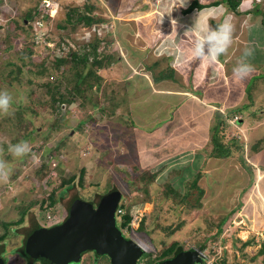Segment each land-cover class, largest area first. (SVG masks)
<instances>
[{"label": "rangeland", "instance_id": "obj_1", "mask_svg": "<svg viewBox=\"0 0 264 264\" xmlns=\"http://www.w3.org/2000/svg\"><path fill=\"white\" fill-rule=\"evenodd\" d=\"M38 1L40 0H0V90H8L13 96L9 112L0 113V161L6 162L10 169L8 180H0V232L4 230L2 222L17 220L21 206L32 199L35 204L28 212V222L24 221V224H31L36 220L51 225L65 214V217L68 216V198L52 207L45 203L46 206L42 209L39 208L41 201L36 204V200L48 195L51 186L60 183V174L69 177L84 166L86 187H75L80 197L87 200L90 191L92 196L89 198L96 201L97 193L105 191L108 187L118 188L126 195V205L131 204L132 221L128 231L136 232L134 237L143 239L149 248L153 249L154 254L162 247L161 239L166 242L177 239L185 248L203 251L205 264H261L262 257H256V254L264 240V228L260 227L264 223V180L263 183L260 181L261 178L264 179V156L252 151L251 144L264 137V23L262 13L259 12L264 11V0H243L239 10L245 9V6H253L251 8L255 10V3L262 2L258 5V10L241 14L233 12L224 4H210L185 12L184 9L192 0H90L96 5V13L104 18L105 28L102 33L106 30L109 33L107 37L114 39L109 47L117 48L118 56L123 50L127 56L140 58L139 60L143 61L139 63L141 71L152 79L151 73L156 72L155 69L167 66L168 60L163 57L170 54L174 57L170 61H175V64L180 60L181 63L176 70L179 72V78L176 82L173 81L176 83V89L183 88H180L181 83L188 86L192 94L205 96L209 100L203 98V116L195 125H189L188 122L181 124L177 126V130L171 129L172 132H168L166 138L162 128L153 125L155 130L150 134L152 129L147 130L145 121L136 120L134 111L129 109L127 102H109L104 90L92 93L98 97H94L99 104L97 107L91 104V100L86 101L84 105L79 102L70 106L63 104V111L68 109L65 117L70 122L64 125L58 120V125L52 124L55 117L59 118L60 115H51L50 111L43 107V100L46 98L44 89L33 82L42 79H37V76L27 70L30 66L23 65L21 55L30 47L34 49L32 59L35 62L41 61L48 54L52 55V52L59 50L55 49V40L61 41V45L68 50L77 48L75 40L87 39V34L84 35L87 29L83 30V27L79 26L77 31L73 32L72 26L62 29L58 23L67 18L70 8L83 6L86 0L44 2L42 5L48 6L45 10L52 8L54 14L44 19L43 25L37 23L42 35L35 37L33 44V31L29 35L25 34L18 27V23L24 27L33 24L30 20L23 22L22 16L25 12L33 10ZM212 1L214 0H200L201 3L207 4ZM39 7L41 8V5ZM45 10L42 12H46ZM225 17H228L233 25L231 43L227 51L215 60L193 56L195 40L203 35V31L215 28V22H223ZM112 21L115 25L111 28ZM245 48L253 49V55L248 59L254 70L244 79H236L232 69ZM11 61L23 67L20 80L10 74L14 68L10 64ZM155 61L161 64L155 69L150 68ZM112 70L115 71L114 68ZM175 75L177 77V72ZM109 81L108 79L107 83ZM165 81L173 84L170 79ZM115 87L117 91L122 86L116 84ZM32 91L37 94L32 95ZM175 94L173 98L176 103L181 100V103L189 106L193 102L184 94ZM20 100L25 105H36L39 108L40 115L33 116L29 110L26 112L31 118L29 125L31 123L33 127L36 126L42 133L36 135L34 143L27 142L30 150L25 155L15 157L8 149L10 144L21 141L20 128L14 125L16 121L7 119V116L18 107L17 102ZM210 102H214L211 103L213 105H210ZM242 105H247L244 108L246 112L240 115L242 120L227 127L222 133V139L227 142L234 136L246 143L245 150L249 157L247 161L252 163V171L245 167L238 157V152L224 158H212L210 153L213 149L210 136L216 109L227 111L231 106ZM169 108L172 114L177 115L175 107ZM119 109L124 113L118 112ZM45 115L52 119L46 120ZM156 120L159 123V120ZM146 121L149 122V119ZM130 124L132 126L128 128ZM158 137L166 141L155 149L154 140H159ZM48 144L52 147L60 144L62 163L58 164L57 168H50L48 174L39 179L36 168L47 159L42 154V149ZM115 144L120 149L116 148ZM193 146L198 148L185 149L177 154L173 151ZM260 146L264 153V139ZM251 153L258 155L256 159L250 156ZM155 160L159 163L150 167L152 173L158 171L155 180L146 179L148 174L140 178L130 173L133 166L144 167L151 165ZM166 161L169 162L161 164ZM140 172L139 169L138 173ZM194 180H197L198 185L193 187L191 185ZM98 182L100 185L94 186ZM169 186L179 194L186 193V202L171 193ZM143 188H146V191H143ZM70 193L73 194L74 191L71 190ZM158 211L159 220L164 225H172L174 229L178 227L175 233L167 234L161 227L150 232L153 216H156ZM225 214L229 217L224 224L225 230L221 236L213 239V221H218ZM47 216L52 221L48 222ZM144 217L146 224L150 225L149 230L140 228ZM116 219L119 220L117 215ZM16 232L18 233L10 236L8 248L21 246L22 225ZM210 235L207 246L202 248L200 243ZM246 240H251V243L244 245L243 241ZM24 259L28 264L41 262L28 256ZM24 259L10 253L7 264H23ZM98 259L99 256L86 252L80 264H107L104 258L99 261ZM217 261L219 263H216Z\"/></svg>", "mask_w": 264, "mask_h": 264}, {"label": "trees", "instance_id": "obj_2", "mask_svg": "<svg viewBox=\"0 0 264 264\" xmlns=\"http://www.w3.org/2000/svg\"><path fill=\"white\" fill-rule=\"evenodd\" d=\"M48 0H40L38 1L37 6L33 8V10H30L28 12H25L22 16L23 22L30 20L33 22V24H29L25 27L19 25L25 34L29 35L30 32L33 31L32 36V43L35 44V37L41 36V28L38 22H42L44 19H47V17L53 16V9L50 8V10L45 8L48 6L42 5L44 2ZM243 0H214L207 3H201L200 0H192L188 7L184 9L185 12H191L194 8H203L206 6L211 5H219L224 4L226 7L230 10H232L235 13H249L253 11L252 8H245L240 9L241 3ZM256 2L254 7L255 10H258V5L261 3ZM41 5V8L39 7ZM42 10H45L46 12H42ZM96 5L92 3L90 0H86L84 2L83 6L80 7H72L68 11L67 18L61 21V23H58V26L62 29H67L70 26H72L73 32L77 31V27L81 26L83 27V30L90 29L94 24H99L103 22L104 18L96 13ZM259 12L262 13V22L264 23V11L259 10ZM40 15V16H38ZM42 16V17H41ZM43 20H42V19ZM46 22V21H45ZM216 26L219 24V22H215ZM30 30V31H29ZM108 31L105 30L104 33H99L98 31H95L93 33H87V39L82 38L81 40H75L78 44L77 48H71L67 49L61 45V41L55 40V49H59L60 51L52 52V55L48 54V56H45L41 61H34L32 59L33 55V48H28L23 55H21V60L24 64H29V69L31 73H33L34 76H37L36 78L42 79L40 80H33L35 84H38L39 86H42L44 89V93L46 95V98L43 100V107L48 109L51 115L59 114L60 117H55V120L52 122L53 125H58V120H61V123L66 125L70 121L68 118H66V112H68V109L66 111H63V104H66L70 106L74 102H79V104L84 105L86 101H90L91 104H93L94 107L98 106V102L96 99L98 97H95L92 95V93L95 91H99L102 89L103 86V73L102 71H105L110 66H115L116 63L120 61V55L118 56L117 48L109 47L110 43H113L114 39L112 37H107ZM32 35V33H31ZM71 36V35H70ZM84 37V36H83ZM64 38V37H63ZM112 48V50H111ZM33 49V50H32ZM50 55V56H49ZM221 56V55H220ZM222 57V56H221ZM24 58H28V60H24ZM14 68L11 69L10 74H14V78H18L20 80V74L22 73V65H20L17 62L11 61V63ZM161 62L155 61L151 64L150 68H154L158 65H160ZM156 72H153L154 79L156 81L162 80L163 78H174L175 74V68L168 64L166 67L154 70ZM46 79V80H45ZM104 93L107 95V87L104 88ZM36 91H32V95H36ZM113 96V95H112ZM96 99H95V98ZM17 108L12 110L8 116L7 119L16 121L14 125L19 127V137L21 141L25 142H31L34 143L37 139L36 135H40L42 131L38 130V128L33 127L32 124L28 123V121L31 120L30 117L27 116L26 112L29 110L33 116L40 115L39 108L34 105H25L21 100L17 102ZM247 105H242L238 107H231L227 111H221L216 110L215 112V122L212 127V134L210 136V141L212 142V151L211 157H230L235 154V152H238V157L243 161L245 167H247L250 171L252 168V163L248 162L247 159L249 158L246 154V148L247 145L243 140L236 139L234 136L231 137L229 141H224L222 139V133H224V130L227 127H230L231 125H234L238 123L242 118L240 115L242 113L246 112L244 109ZM28 117V118H27ZM65 118V119H64ZM46 120H51V117H48L45 115ZM235 119V120H234ZM264 137L259 139L258 141L251 144V150L258 152L259 156H264V153L260 149V144L263 141ZM62 145V144H61ZM54 146V145H53ZM60 144H58L57 147H52V145H44L42 149V154L45 156L44 161L40 163L39 166H37L36 173L39 177V179H43L49 172V169L51 168H57L61 165L62 159L60 156ZM246 149V150H245ZM250 155L253 159H256V153H251ZM264 158V157H263ZM57 161V165L53 166V161ZM60 162V163H59ZM139 164V163H138ZM262 167L264 169V163L262 160ZM141 170L140 173H138V170ZM62 170V169H61ZM150 167L148 166H142V165H136L132 167V170L130 173L134 176H140V178H143L145 176H148L146 179H149L150 181L155 180L158 174V171H155L152 173L150 171ZM85 167L82 166L78 171L73 172L69 177L63 176L60 174L61 181L57 185L51 186L48 195H43L39 199L36 200L37 202L40 200L41 205L40 209L44 208L46 205L48 207H52L54 204H57L61 200H64L68 198V205L67 207V215L70 216L72 213V205L74 203H92L94 208L97 209L98 206L106 203V201H117L116 207H115V214L118 213L120 216V219L117 220L119 222V226L121 228H125L127 226H130V223L132 221V215L130 212L131 204H127L124 201L126 198V195L123 194L118 188L116 187H108L105 189V191L97 193L96 201L91 200L89 198L92 196V192H88L87 200H84L80 197V193H78L75 189L76 186H79L80 188L86 187L85 186ZM148 174V175H147ZM264 179H260L261 183H263ZM100 183H96L94 186H99ZM197 180L193 181V184L191 186H197ZM74 188V189H73ZM146 188H143V191ZM169 191L173 194H176V196H179L184 202L187 200L186 193L179 194L178 191L173 189L172 186H169ZM74 191V193H70V191ZM201 192L202 189H200ZM46 193V192H45ZM44 193V194H45ZM70 194V195H69ZM69 195V196H68ZM68 196V197H67ZM258 197V196H257ZM260 198V197H258ZM261 199V198H260ZM258 200L259 202L261 200ZM46 203V205H45ZM35 201L32 199L27 203L26 205L21 206L20 210V217L17 220H11L2 222V225L4 226L3 232H0V257L4 259L5 264L8 263V260L10 258V253H15V255L22 256L23 259L28 256L26 252L24 251V245L26 242L27 237L32 232L33 229L40 227L41 224H45L43 222H38L34 220L31 224L30 222L28 224H24V221H27V215L28 212L32 210L34 207ZM121 208L123 211L121 213L118 212V209ZM126 209V210H124ZM264 209V208H263ZM159 211L158 214L153 216V222H152V228L150 229V232L152 230H155L157 227H161L164 229L167 234H173L176 232V229L172 225H164V223L159 220ZM66 215V214H65ZM61 219H58L53 224L47 225L49 226H55L62 224L64 221H66V216ZM48 222H50L51 218L47 216ZM229 220L228 214L223 215L218 221H213L214 227H215V233L213 235V239H216L217 237L221 236L224 232V224ZM52 221V220H51ZM28 222V221H27ZM22 225L23 232L21 233V246L17 247H11L8 248L9 244V238L12 234H17L16 229H18ZM150 225L146 224V217H144L140 222V228L141 229H147L149 230ZM261 228H264V223L261 224ZM210 236L205 237V239L200 243V246L202 248H205L207 246V240L210 238ZM162 247L157 253H153L151 251H146L147 255L141 256V258L138 260L137 264H141V262L144 260L143 264H156L162 260H165L169 257H174L177 254H179L182 251L190 250L193 248H185L183 243L177 239H174L170 242H166L164 239H161L160 241ZM251 243V240L243 241L244 245H249ZM86 252H92L94 256H96V252L93 250H89ZM83 256V255H82ZM99 256V255H97ZM262 257V263L264 264V240L261 243V246L259 248L258 253L256 254V257ZM100 258H104V260H107V264H110V258L107 255H101L99 256L98 261ZM219 259V257L217 258ZM26 259L23 260L24 264ZM220 262V260H219ZM218 261L216 263H219ZM16 263V262H15ZM30 263V262H29ZM43 264V262L41 261ZM200 264H205V261Z\"/></svg>", "mask_w": 264, "mask_h": 264}, {"label": "water", "instance_id": "obj_3", "mask_svg": "<svg viewBox=\"0 0 264 264\" xmlns=\"http://www.w3.org/2000/svg\"><path fill=\"white\" fill-rule=\"evenodd\" d=\"M115 200L106 201L97 209L89 202L74 203L71 215L62 224L34 229L26 239L24 251L43 264L77 263L87 250L107 255L110 264H137L145 250L136 240L127 238L118 226ZM204 260L202 251L193 248L156 264H197ZM0 264H5L1 257Z\"/></svg>", "mask_w": 264, "mask_h": 264}, {"label": "crops", "instance_id": "obj_4", "mask_svg": "<svg viewBox=\"0 0 264 264\" xmlns=\"http://www.w3.org/2000/svg\"><path fill=\"white\" fill-rule=\"evenodd\" d=\"M245 8L248 9L247 6H245ZM163 58L164 60L165 59L168 60L167 61L168 64L174 66L175 72H177V77L174 74V78H163L162 80L156 81L154 79L153 72L151 71V69L148 70L152 72L151 73L152 79L149 76H146V74L141 71L139 63H143V61H140L139 60L140 58L137 59L136 56H130V55L127 56V53L123 52L122 50V54H120V61L116 63L115 66H110L105 71H102L104 79L101 90L103 91L105 87H108L107 100L109 102L111 100L112 102H121L122 104L127 102V106L129 107V109L134 111V116L137 118L136 120L145 121V123L147 124V130L152 129L150 134H153L155 130L153 126H156L159 129L162 128L161 129L162 133L165 135L164 138H166L168 135L167 133L172 132L171 129L175 130L177 126L181 124L184 125L185 123L188 122L187 124L189 125H195L196 121L203 116V111H204L203 98H205V100L208 99L205 96L199 97L196 94H192V90L188 88V86L183 85L181 83L179 84L181 85L180 88L181 87L183 88H181L180 90L176 89V85H175L176 83L174 82H176L177 78H179L178 77L179 72L176 70H177V66H181L180 60H177L176 63L174 64L173 62L175 61L173 62L170 61L172 58H174L170 54L165 55ZM113 68L115 69V71L112 70ZM108 79L110 80L109 83H107ZM166 79H170V81H172L173 84H169L167 81H165ZM191 82L193 83L194 81ZM111 84H113L114 86L112 87ZM116 84L122 86L120 90L116 91V87H115ZM174 93H176L175 95H179V96H182L180 94H184V96L187 97V99L193 100V102L189 106L185 105L184 102L181 103V100L177 101L176 103L173 98ZM211 103L214 102H210V105H213ZM170 106L175 107V113L177 115L172 114L171 108H169ZM196 110L199 112L198 113L195 112ZM216 110L223 111V109H218V108ZM118 112L124 113L122 109H119ZM120 113L118 114V116H120ZM148 119L149 122L146 121ZM156 119L159 120V123ZM131 126L132 124H130V126L128 125V128ZM164 138L160 139V137H158L159 140H154L155 142L153 147L157 149L161 145V143L163 144L166 141ZM115 147L119 148L117 147L116 144ZM189 148L196 149L198 148V146L186 147L183 149L181 148V150L179 149L173 151L175 152V154H177L185 149L190 150ZM159 156H157L156 158L158 159ZM158 160H155L152 162L151 165H146V166L154 167L159 163L157 162ZM168 162L169 161H166L161 164L164 165L167 164Z\"/></svg>", "mask_w": 264, "mask_h": 264}, {"label": "clouds", "instance_id": "obj_5", "mask_svg": "<svg viewBox=\"0 0 264 264\" xmlns=\"http://www.w3.org/2000/svg\"><path fill=\"white\" fill-rule=\"evenodd\" d=\"M181 5H183V3ZM232 31H233V25L230 22V19L228 17H225L223 22L219 23L215 28H210L206 31H203V35L195 40L192 49L193 56L201 59L208 58L210 60H215L217 57H219L221 54L227 51L231 43ZM252 55H253V49L245 48L243 50L242 56L240 57V59L232 69L233 75L236 79L242 80L254 70V66L249 62L248 59ZM12 101H13V96L8 90H0V113H8L12 106ZM8 150L12 153L13 156L22 157L30 149L27 142L20 141L15 144H10ZM9 173H10V169L7 167L6 162L0 161V180L7 181L9 178ZM122 211L123 209L121 208L118 209L119 213H121ZM116 215L118 216V219H120L118 213L115 214V216ZM121 230L125 236L126 234L129 235L125 231L128 230V226L125 228H121ZM128 238H132V237L129 235Z\"/></svg>", "mask_w": 264, "mask_h": 264}, {"label": "built area", "instance_id": "obj_6", "mask_svg": "<svg viewBox=\"0 0 264 264\" xmlns=\"http://www.w3.org/2000/svg\"><path fill=\"white\" fill-rule=\"evenodd\" d=\"M40 24H42V22H40ZM104 24H105V22H101V23H99V24H94L90 29H87V30H85V35L87 34V33H93V32H95V31H98L99 33H102V30H103V28H105L104 27ZM111 24V28H112V26H114L115 25V22L114 21H112V23H110ZM105 30V29H104ZM111 32H113L112 30H110ZM57 165V161L56 160H54L53 161V166H56ZM126 231V233H128L133 239H135L143 248H144V250L145 251H151V250H153V249H150L149 248V246L145 243V241L143 240V239H141L140 237L139 238H135L134 237V235H135V233L133 232H128V230H125ZM133 231H135L134 229H133Z\"/></svg>", "mask_w": 264, "mask_h": 264}, {"label": "flooded vegetation", "instance_id": "obj_7", "mask_svg": "<svg viewBox=\"0 0 264 264\" xmlns=\"http://www.w3.org/2000/svg\"><path fill=\"white\" fill-rule=\"evenodd\" d=\"M60 225V224H59ZM56 226V225H55ZM40 227H43V228H51V227H54V226H49V225H47V224H41V226ZM36 229V228H35ZM34 230V229H33ZM32 230V231H33ZM125 233V232H124ZM126 234V233H125ZM127 235V234H126ZM87 251H89V250H87ZM93 251V250H92ZM84 253H86V251L84 252ZM84 253H83V255H84ZM82 260H83V256H82V259H81V261H79V262H77V263H75V262H69L68 264H80L81 262H82ZM24 264V263H23ZM35 264H42L41 262H36Z\"/></svg>", "mask_w": 264, "mask_h": 264}]
</instances>
